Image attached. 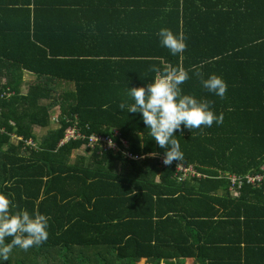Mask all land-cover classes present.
<instances>
[{"label": "trees", "instance_id": "16d2710c", "mask_svg": "<svg viewBox=\"0 0 264 264\" xmlns=\"http://www.w3.org/2000/svg\"><path fill=\"white\" fill-rule=\"evenodd\" d=\"M72 2L0 0V194L16 205L13 214L27 210L50 218L46 242L28 251L14 248L0 264H186L197 253L202 264H213L220 251L244 253L238 246L244 230L264 226V191L246 185L233 197L220 175L252 174L264 164V0H158L152 26L123 39L138 42L140 56H121L117 65L101 62L107 67L100 78L108 82H94L98 67L85 63L88 56L108 59L104 55L115 53L85 49V34L72 44L62 42L69 33L57 30L54 14L67 12ZM162 28L184 34L182 54L161 45ZM153 65H182L190 76L182 93L210 101L211 110L223 114V122L211 127L191 131L182 125L175 135L184 159L166 166L160 162L166 150L148 134L142 113L119 108L134 102L129 88L154 80ZM68 68L72 76L64 72ZM196 70L205 79L222 77L225 97L208 92ZM25 71L39 81L24 95ZM71 78L72 96L54 98L53 80ZM56 105L57 120L50 116ZM75 124L86 136L117 131L138 159L91 149L86 140L61 145ZM45 128L38 139L34 130ZM178 165L206 177L179 181ZM175 195L191 205H160L158 198ZM216 230L236 236L216 244Z\"/></svg>", "mask_w": 264, "mask_h": 264}, {"label": "clouds", "instance_id": "9594fccd", "mask_svg": "<svg viewBox=\"0 0 264 264\" xmlns=\"http://www.w3.org/2000/svg\"><path fill=\"white\" fill-rule=\"evenodd\" d=\"M158 36L161 45L172 55L182 54L187 48L183 33L177 35L168 28H162ZM150 71L156 73L154 80L146 87L129 88L127 95L134 102H121L119 108H127V112L131 113H142L148 134L160 148L166 150L163 163L171 165L173 161L181 162L184 159L175 135L177 131L182 133V125L191 131L211 127L213 123L223 122V114L217 116L210 108V101L197 100L192 95L182 93L181 85L190 79L189 71L182 65H165L163 70L153 65ZM195 74L208 92L221 99L225 97L227 84L222 77L211 74L205 79L198 70ZM111 143L109 141L110 145ZM15 207L12 199L0 194V260L4 262L8 261L14 248L28 251L30 248L39 247L48 239L49 217L38 212L30 215L27 210L13 214L12 209ZM9 237L11 241L6 243Z\"/></svg>", "mask_w": 264, "mask_h": 264}, {"label": "crops", "instance_id": "0c3cea01", "mask_svg": "<svg viewBox=\"0 0 264 264\" xmlns=\"http://www.w3.org/2000/svg\"><path fill=\"white\" fill-rule=\"evenodd\" d=\"M157 1L158 0H75V2H72L73 5H70V9L67 12L54 14V17L57 18H54V21H56L54 24H56L58 31L63 29L69 33V36H65L62 39V42H66V44L67 42L72 44L79 41V35L85 34L89 42V45L87 44L85 49L96 51L100 53V55H103L102 53H115L104 55L108 56V59L88 56V61L85 63L89 65V67L90 65L98 67V70L96 69V71H94V73L97 74L94 76V79H92L94 82H108L107 78L104 77V80L100 78L101 73L107 67V64H102L101 62L103 60L109 62L110 60L115 62L113 64L117 65V61L122 58L121 56H128L125 58H136L135 56H140L139 52L141 48L138 45L139 43L131 42L126 44L123 39L127 36H137L140 32L144 31L142 30L144 27L152 26L157 16L153 14L154 10H152V7H154ZM141 8L145 10H141ZM77 48L82 49L80 43ZM88 62H91V64ZM71 66H76L74 69V76H79L77 65ZM68 69V72L66 70L64 72L72 76V68ZM85 79L89 81V77H85ZM4 81L5 80L2 82ZM38 81V76L25 71L21 86L22 94L25 95L29 86ZM74 82L72 78L70 81H64L63 79L53 80L52 91L54 98L59 99L60 96L62 98H70L75 90ZM53 111L57 114L56 116H59L61 106L56 105ZM39 130L40 129H35L34 132L36 133V131ZM178 197L180 196H164V198L158 199L161 201L160 205H191V203L186 200V197H182V201L176 200ZM140 205L143 204L140 202ZM193 205L198 204L193 203ZM262 213L264 214V209H262ZM215 233V241L221 242L216 244H224L226 242L224 241L225 239L228 237L233 238V235L236 236V232L235 234L232 232L229 236L223 234L220 230H216ZM201 234L204 236L203 233ZM241 238H243V235L240 229L238 239ZM244 241L238 242L239 248H242L244 253L238 254L237 252H232L228 254L227 251H220L214 255V259H212L214 261L213 264H264V251L259 252V250L256 249L264 248V226L258 227L257 229L248 226V228L244 230ZM257 244H262V247H259L260 245L258 246ZM246 245L247 247H244ZM197 255L186 258V264H202ZM136 264L148 263L146 259H140ZM162 264H167V262L163 261Z\"/></svg>", "mask_w": 264, "mask_h": 264}, {"label": "built area", "instance_id": "2783aa9c", "mask_svg": "<svg viewBox=\"0 0 264 264\" xmlns=\"http://www.w3.org/2000/svg\"><path fill=\"white\" fill-rule=\"evenodd\" d=\"M57 118L58 116H54L52 119L57 120ZM72 140H86L87 146L91 149L95 150L96 148H100L101 150H110L114 154H121L129 160L138 159V157L129 153L127 150V141L121 138L117 131H113V134L111 135H97L93 133L86 136L82 133L80 127L75 124L67 128L65 137L60 144L63 145ZM109 141L112 142L111 145L109 144ZM28 144L32 145V142L28 141ZM160 162L163 166H166L163 163V158H161ZM176 177L179 181H185L189 178L201 179L206 176L198 172L193 166L179 165L177 167ZM220 178L228 181V189L230 191V195L233 197H238L240 195V189L246 185L250 186L252 189H262L264 191V164L261 167V170L256 173L243 175L227 173L221 174Z\"/></svg>", "mask_w": 264, "mask_h": 264}, {"label": "rangeland", "instance_id": "374dc122", "mask_svg": "<svg viewBox=\"0 0 264 264\" xmlns=\"http://www.w3.org/2000/svg\"><path fill=\"white\" fill-rule=\"evenodd\" d=\"M56 115H57V114L54 113V111L52 110L50 116H56ZM52 126H53V125H51V127H52ZM47 131H48L47 128H45V129H40L39 131H36V135L38 136V139H39V138L42 139V138L44 137V135L47 133ZM82 152H83V149L74 152V154H73V158H74V156H76L77 153H82Z\"/></svg>", "mask_w": 264, "mask_h": 264}]
</instances>
